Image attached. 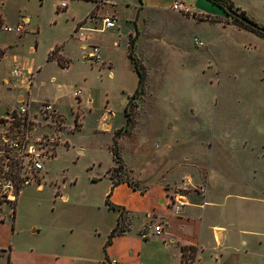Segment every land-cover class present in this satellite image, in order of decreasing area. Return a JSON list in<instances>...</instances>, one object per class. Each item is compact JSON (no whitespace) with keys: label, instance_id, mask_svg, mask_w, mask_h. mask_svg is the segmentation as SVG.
Wrapping results in <instances>:
<instances>
[{"label":"crops","instance_id":"obj_1","mask_svg":"<svg viewBox=\"0 0 264 264\" xmlns=\"http://www.w3.org/2000/svg\"><path fill=\"white\" fill-rule=\"evenodd\" d=\"M3 1L0 0V9L4 6ZM100 1L69 0V5L63 2L64 7L58 6L57 12L61 9V13L71 16L69 28L72 33L78 27L84 29V40H78L76 37L74 39V35L70 37L78 44L77 49L84 63L89 64L84 60L87 48L90 46L99 48L103 64L94 66L100 74V79H105L107 82H118V90L126 94L125 104L134 93L138 82L137 73L128 57L129 38L134 37L133 54L146 73L144 93L136 100L135 128L138 123L140 125L141 121L138 111L141 102L148 116L143 122L144 126L142 125L146 131H149L155 123L154 118L161 116L160 113L166 118L164 124L173 122L176 125L172 134H182L183 137L180 140H175L173 137L161 154L162 164L170 169V173L163 176L161 172L163 165H161L162 168L154 165L145 173L133 174L132 166H127L124 162V170L130 171L133 181L137 183V189H133L125 182L113 185L109 172L113 166H109L93 178L94 183L104 182L101 203L103 209H93L90 205L86 209H65L63 213L68 216V221L66 218L64 223L54 218L46 225H34L29 228L31 237L25 236V229L17 226L18 209H15L13 213L14 218L10 217L8 211L7 213L2 211L0 259L4 261L3 264H182V248L191 247L194 249V255L189 261L190 264H252L253 255L244 237L248 230L238 226L237 209H224V205L225 199L237 197L235 190L246 187L244 183L254 179L252 173L256 172L258 175V172L252 168L250 160H235L236 145L227 139L232 131L231 127L213 129L214 133L221 134L220 139L221 136L222 139L219 140L218 136L215 146L209 147L207 144L208 148L205 147V135L211 132V127L208 129V122L204 117L203 121L197 122L196 120L201 112L196 99L191 100L188 95L187 89L190 84L188 75L186 77L179 75L170 80V75L163 70L158 72L162 77L160 82H154L156 73L151 71L150 62H145L149 52L147 48L141 46L142 43L145 44L141 42L144 38L146 41L149 40V44L153 45L156 50L169 53L171 51L189 53L187 47L181 46L180 43L184 41V38L190 41L192 37L194 43L195 37H203L200 24L203 25L205 22L221 28L222 31L229 30L228 32L236 38L250 32L238 30L232 25H224L228 19L223 11L207 0H106L107 4L103 5ZM175 1L187 5L194 18L200 21L189 23L181 15L172 12L169 7ZM230 1L235 7L249 13L245 6H251L252 2ZM39 2L42 6L44 0H39ZM255 7L258 6H254L253 9ZM56 15L59 16L58 13ZM105 15L114 17L115 26L113 28H102L101 17ZM0 18L3 22L1 10ZM28 21L29 18H24L21 24L16 23L25 29L23 34L27 32L24 26ZM70 39L47 48V58L45 56L46 61L44 62L56 63L59 67L68 68L70 59L64 44L69 43ZM259 39L264 42V39ZM213 48L215 46H211V49L206 48L210 51L206 52L211 54L213 51L214 53ZM189 50L191 52V48ZM5 51L6 49L0 46V57L5 55ZM34 51L35 49H30V52ZM197 53L199 54V51ZM49 56H51L50 59H48ZM185 60L188 61L189 57ZM203 63L200 71L205 69L209 61L207 63L203 61ZM189 64L180 58L176 66L180 70L190 67ZM34 65H36V59L28 67L24 65L15 67L23 70V78L29 71H36L35 79L41 67L36 66L35 68ZM168 65L171 67L172 64ZM126 74L131 76L129 82ZM11 81L19 82V86L12 85ZM54 81V78L50 80L51 83ZM180 81H183V86L186 87V89H181V92L176 88V84ZM5 82H8V85H5ZM2 84L5 88L21 91L20 95L14 96L16 103L25 96L26 83L22 78H13L11 72L8 78L2 80ZM32 93L33 90L30 93V98L34 102L33 107L38 102H51L59 113L56 104L58 99L39 100L35 99ZM106 96H109L107 92ZM76 101L77 104L81 102L79 96L76 97ZM89 101L90 99L86 103ZM106 118L108 122L112 117L106 114ZM114 129L110 124L103 127L105 133L113 135ZM260 147L264 150V144H260ZM243 150H245L244 147ZM193 163L200 167V171L197 175H193V184L189 182L190 189L188 188L189 190L187 189L188 191L184 193L185 206L176 209L173 204L174 191L171 187L179 185L182 175L189 174L191 171L188 165ZM239 164L242 165L239 167ZM262 167L264 173V166ZM46 174L44 164L40 180L41 188L38 189L36 185L30 187H35L37 191L42 190ZM202 181L206 185L203 195L195 188L196 184L202 185ZM60 197L61 200L67 198L64 195ZM106 199L109 205L122 209V212L109 207ZM121 218L123 220L122 232L114 235L110 243L106 245L110 232ZM156 226L160 227V231H154Z\"/></svg>","mask_w":264,"mask_h":264},{"label":"rangeland","instance_id":"obj_2","mask_svg":"<svg viewBox=\"0 0 264 264\" xmlns=\"http://www.w3.org/2000/svg\"><path fill=\"white\" fill-rule=\"evenodd\" d=\"M240 1L245 3L246 0ZM247 1L252 2L251 6H245L249 13L238 7L236 12L243 13L247 18L264 27V0ZM63 2L69 5V0H44L42 6L39 0H4L2 2L4 6L0 9L4 18L3 22L0 18V25L14 27L18 22L21 24L24 18H29L24 26L27 32L22 36L0 31V46L6 49L5 55L0 57V117L16 105L14 96L21 93L19 90L5 88L2 80L9 77L16 65L28 67L36 59L34 66L41 67V70L34 79L32 95L39 100L58 99L56 104L65 125L60 132L61 145L56 155L53 159L45 161L47 174L43 181V189L37 191L35 187L24 188L15 207L18 209L17 226L25 229L24 235L27 237H31L29 228L34 225H46L54 218L64 223L66 218L68 221V216L63 213L65 209H86L89 205L93 209H103L101 203L104 182L94 183L93 178L104 172L107 167L115 166L110 149L114 135L105 133L103 127L110 124L116 131L125 124L126 94L118 90V82L100 79L97 68L83 62L77 49L78 44L74 40L75 35L69 28L71 16L61 13V9L57 12L58 6ZM254 6L258 7L253 9ZM121 18H124L123 14ZM183 18L189 23L199 20L191 15ZM224 25H232L238 30L245 31L234 25L229 18ZM200 26L203 37L199 38L204 46H195L192 37L190 41L184 38L180 45L187 47L189 53L185 51L186 54L182 51L181 53L162 52L149 44V40L141 39V42H145L141 46L147 48L149 52L145 62H150L151 71L156 73L153 81L157 83L162 78L158 74L159 71L165 70V73L170 75V80L179 75L180 77L188 75L190 83L187 89L188 95L191 100L196 99L201 112L196 120L199 122L206 118L208 129L211 127V132L205 135V147L208 148L207 144L209 147L215 146L218 136L219 140L222 139V136L220 139L221 134L214 133L213 129L231 127L232 131L227 139L236 145L235 160H250L252 168L258 172V175L256 172L252 173L254 179L248 180V184L244 183L246 187L235 190L237 197L225 199L224 209H237L238 226L248 230L244 237L253 255L251 263L264 264V173L262 167L264 166V150L260 147V144H264V42L251 33L242 34L236 38L228 32L229 30L222 31L221 28L208 22ZM73 35L74 39H70ZM199 38L195 37L200 40ZM69 39L70 42L64 44L70 59L68 68L59 67L56 63L44 62L47 48ZM211 46H215L214 53L212 51L209 54L206 48L211 49ZM31 48L35 51L30 52ZM188 57L189 60H185ZM180 58L188 64L190 62V67L179 70L176 64ZM203 61L206 63L209 61V63L200 71ZM168 64H172L171 67ZM126 76L129 82L131 76L127 74ZM52 78L55 79L53 83L50 82ZM182 82L176 84L179 92L181 89H186ZM11 84L19 86V82L16 81H11ZM77 90L80 91L79 104L76 103L74 96ZM106 92L109 96H106ZM88 99L90 101L86 103ZM182 104L185 105V102L182 101ZM138 111L140 125L138 123L136 128L134 126L129 133L121 134L117 139L121 161L127 166H132L133 174L145 173L154 165L162 168L161 154L168 147V143L173 137L175 140L183 137L182 134H172L176 125L173 122L164 124L166 118L162 113L158 118H154L155 123L149 131H146L142 125L148 116L142 102ZM106 114L112 117L108 122ZM72 127L75 129L72 130ZM1 132L0 127V134ZM194 145L198 144L194 143ZM193 164L188 165L191 171L189 174L182 175L179 185L171 187L174 191L173 199L176 194H184L190 189L189 186L188 190H181L186 178L189 179L190 184H193V175H197L200 171V167ZM241 165L239 164V167ZM124 172L123 174H117L118 172L115 171L113 173L115 178L120 176L123 180L133 181L131 172L126 170ZM161 172L163 176H166L170 173V169L163 165ZM205 187L204 182L202 185H195L198 193L202 195ZM60 195L66 196V200H61ZM80 201L82 203H79ZM15 209L5 206L2 211L10 213L13 210L10 217L14 218ZM3 262L0 259V264Z\"/></svg>","mask_w":264,"mask_h":264},{"label":"built area","instance_id":"obj_3","mask_svg":"<svg viewBox=\"0 0 264 264\" xmlns=\"http://www.w3.org/2000/svg\"><path fill=\"white\" fill-rule=\"evenodd\" d=\"M108 1L101 0L100 4ZM64 7V4H61ZM169 9L183 17L194 16L187 5L180 1L173 2ZM101 25L104 29L113 28L115 19L113 16L101 17ZM0 31L4 33L23 34L25 29L21 25L9 27L1 24ZM84 29L78 27L74 35L78 40H84ZM194 45L203 47L201 40L194 39ZM84 60L91 65H102L99 48L90 46L87 48ZM23 70L13 68L11 76L15 79L22 78L26 83L25 96L17 101L16 106L0 117V214L5 206L15 209L21 191L32 185L41 188V173L45 161L53 159L59 145H61V130L65 127L63 118L55 110L51 102H34L30 98L31 85L36 71L31 70L23 78ZM8 85V82H5ZM80 91L74 93L78 97ZM75 127V126H74ZM72 127V130L75 128ZM189 179L183 182L181 190H187ZM185 194L178 193L174 198L176 209L185 206ZM13 210L9 213L11 215ZM154 231H160V227H154ZM114 262V261H113Z\"/></svg>","mask_w":264,"mask_h":264},{"label":"trees","instance_id":"obj_4","mask_svg":"<svg viewBox=\"0 0 264 264\" xmlns=\"http://www.w3.org/2000/svg\"><path fill=\"white\" fill-rule=\"evenodd\" d=\"M207 1H209L213 5L220 8L223 11L224 15L226 16V18L227 19L229 18V20H231V22L234 25L239 26L240 28L244 29L245 31L250 32V33L256 35L257 37L264 39V27L258 25L253 20L244 16L243 13L242 14L237 13L236 12L237 8L235 7V5L230 0H207ZM241 18L248 20L250 22V24H246L245 22H243L241 20ZM133 42H134V37H130L129 38L128 57L131 60V62L133 63L134 70L137 73L138 82H137V87H136L134 93L132 94L131 97L128 98V101L126 102L125 107H124L125 124L123 127L117 129L114 133V137H113L110 149H111L113 161L115 162V166L113 168L109 169V172H110V178L112 179L113 185H117L119 183L125 182L128 185H130L133 189H137L136 185H134L130 180H128V179L123 180L121 178H115L114 173H113L114 171L118 172L117 174L125 173L123 162L121 161L119 151H118L117 139L121 136V134H127L134 128L135 119H136L135 109L137 108L136 100L139 97H141V95L144 93L145 86H146L145 69L142 67V65L140 64L138 59H136L134 54H133V49H134ZM50 58H51V56L48 57V59H50ZM59 64H61L60 60H59ZM106 202L109 205L108 199H106ZM109 207L116 209V210H120L122 212V209L113 207L112 205H109ZM122 224H123V220L121 218L117 222V225L110 232L109 238L106 242V245H108L110 243L111 238L114 235L122 232V229H121ZM193 253H194V249L191 247L190 248H185V247L182 248V258H181L182 264H190L189 261H191V259L193 258V255H194Z\"/></svg>","mask_w":264,"mask_h":264},{"label":"water","instance_id":"obj_5","mask_svg":"<svg viewBox=\"0 0 264 264\" xmlns=\"http://www.w3.org/2000/svg\"><path fill=\"white\" fill-rule=\"evenodd\" d=\"M233 13V12H232ZM241 20L243 21V22H245L246 24H250V22L248 21V20H245L244 18H241Z\"/></svg>","mask_w":264,"mask_h":264}]
</instances>
